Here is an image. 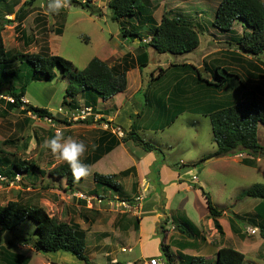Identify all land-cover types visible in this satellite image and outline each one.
<instances>
[{"label":"rangeland","instance_id":"1","mask_svg":"<svg viewBox=\"0 0 264 264\" xmlns=\"http://www.w3.org/2000/svg\"><path fill=\"white\" fill-rule=\"evenodd\" d=\"M26 1L28 0H0V17L7 15V19H15L17 10ZM98 2L102 4L100 9L103 11L106 0H98ZM151 2L152 6H154L153 8L147 6L144 0H141L140 9L143 13L144 10H146L145 13L147 14L152 12V15L160 19L166 9H173L181 17L199 23L201 32L200 45L197 49L190 53L182 55L171 54V56L174 59L177 58L176 61L180 63L187 61L197 64L199 68L201 67L200 72L203 78L224 84L218 92L212 91L215 88L213 86H207L208 89L206 91L198 89L195 93L197 101L195 104L192 102L190 105L192 108L197 107L198 112L183 114L180 118H176L177 120L175 119L176 122H173V124L171 122L174 118L173 112L168 108L166 100L155 101L153 96L154 88H149L147 92L144 91L143 95L139 97L142 104L140 105L144 109L149 122L150 119L153 121V107L157 106L162 112V118L158 123L162 126L168 125L165 131L154 134V136H151L149 131L141 132L142 137L145 138L144 140H149L150 137H153L161 143H169V140L175 141L178 139V144L169 143L172 146L171 148L166 146L162 148L168 161L172 166L176 167L181 159L189 163L197 162L201 157L216 150L217 146L213 140L211 119L205 113L207 112L205 110L213 106L228 104L229 102H238L253 95L258 96L264 103V53L259 56H253L243 53L240 49L237 39L241 37L244 31L242 23L247 26L248 30H251V27H248L243 20L237 21L231 32L224 33L214 27L212 21L220 0H151ZM47 3L48 0H34L26 8V14L21 18V24L18 29L14 28L16 26L15 20L4 27L3 36L5 43L13 53L24 54L27 53L24 51L29 50L32 54H58L71 60L75 67L82 69V67L86 66L88 57L99 51L105 37H110L108 31H111V33L120 32V22L111 18L110 9L104 15L99 16L90 14V12L80 6L66 3L67 6L61 9L58 15L53 14L50 17L45 15ZM186 7L188 8L186 9ZM1 18L0 24H3L4 19ZM144 18L145 16L141 14L138 17H127L123 23L128 27L137 28L142 33H146L144 28H138L140 20L143 22ZM61 28L63 29V34H55ZM22 29L25 30L24 33L27 34L30 40L29 48L24 45ZM144 43L147 44L145 41ZM167 54L170 55V53ZM12 67L16 68V70L20 69L19 71L21 72H26L30 68L26 56L17 58ZM216 67H219V73H217L219 77H216L217 74L214 73ZM223 68H226L230 73H234V75H230ZM194 71L197 74L196 70ZM15 78L14 86L17 91H20L24 80L20 79L17 81ZM61 80H65L67 86H63ZM166 81L165 79L164 82ZM52 83L53 86L51 85ZM68 84V79L62 77H60V81L56 79L53 81L35 79L27 84L25 97L30 100L31 104L41 107L45 105L46 101L51 99V107L58 112V108L63 106ZM53 93L54 95L52 96ZM8 98L9 96H2L0 99V142H3L0 147L7 153V158L11 164L12 162L24 164L32 162L38 166L39 170L45 173L42 174L38 170L34 171L31 169L21 172L14 179L8 178L2 172L8 166L1 163L0 205H7L12 200H18L23 204L40 205L45 207L51 215L62 219L65 218L77 225L78 222H83L86 219V221H89L90 218L105 221L110 217H114L118 207L127 208L125 207L126 205L119 201L122 199L120 197L114 198L115 205H108L109 208L105 207L103 211L96 209V204L92 199V204L90 203L89 207H87V196L92 193H87V196L84 197L86 199H84L77 194L79 192L77 191L78 189L74 188L75 186L68 187L64 180H57V178L49 174L53 167L63 163L64 160L58 154L53 155L49 149L42 148V141L52 138L57 130H60L65 138L78 139L84 126L79 125L80 123L76 121L79 120V113L83 114L82 111L85 106L78 107L75 112L78 118L71 115L73 111L70 112V115H58L61 119H66L68 123H72L71 129H66L65 126L69 125L65 123H54L48 118L37 116H33L30 119L29 115H25L21 109H11L8 106V102H11ZM66 107L68 108L67 105L64 108ZM64 112L66 111L63 110ZM258 137L259 142L264 146V125L262 124L258 128ZM247 157L254 160L256 166L245 165L242 161ZM197 167L199 166H195V168ZM91 178L90 176L84 178L83 182L78 186L81 189L80 191H86L90 188L93 181ZM199 182L202 183L201 185L204 186L205 191L210 194L214 206L221 212V215L217 217L219 223L221 225L224 224L227 229V225H229L234 234L227 236L223 225V233L217 229L210 211L202 201L200 193H194L197 207L199 208L197 220L201 224L194 226L183 219L175 218L174 224L167 228L168 220L165 221L163 219L161 225L165 227H163L164 232L160 234L163 244L167 247L170 254L172 248L167 245H172V247L175 246L179 249L174 254L172 253L171 259L166 258L162 250H160L161 253L158 257L169 264H182L183 259L180 254L182 251L193 250L194 246H203L207 252L211 249L213 250L212 257H207L209 264H214L217 248L225 245L239 246L236 243L239 239L245 242L240 243V248L246 253L244 264H264V238L254 223L260 222L256 218L257 215L254 209L259 198L244 195V192L254 183H264V156L238 152L219 159L212 158L206 162L205 169L199 176ZM103 198L104 200L100 204L102 208L107 203V197L103 196ZM83 200L85 203L82 202ZM124 200L123 202L128 203L127 198ZM134 200L137 202V199ZM117 202L120 203L117 204ZM128 204L127 206L129 207ZM84 226L87 228L89 222H86ZM167 231H170V233H167ZM229 232H231V229ZM38 236L36 223L31 218L25 219L13 230L0 231V264H9L7 259L11 254L29 257L28 264H47L46 256L51 257V255L56 253L36 251L28 240L35 241ZM112 237L116 240L115 234H112ZM109 240L108 245L110 243ZM113 243L109 250L114 249L115 254L108 259L105 255L92 258L96 264H114L112 260L115 257L118 261L116 264H125L128 260L135 259L139 254L137 247L123 252V247L129 248L127 242L114 241ZM210 243H212V246L206 247ZM93 248V246H90L91 250ZM156 249V243H150L147 247L149 252H155ZM94 250L96 249L92 251ZM172 250L174 251V248ZM194 251L197 252L199 250ZM64 254L69 253L64 252Z\"/></svg>","mask_w":264,"mask_h":264},{"label":"trees","instance_id":"2","mask_svg":"<svg viewBox=\"0 0 264 264\" xmlns=\"http://www.w3.org/2000/svg\"><path fill=\"white\" fill-rule=\"evenodd\" d=\"M34 0H28L16 12L15 19H6L3 24H0V95L9 96L14 99L13 102H8L11 109H22L24 113H32L40 118H48L54 123H68L66 119L58 118L51 110L46 107L30 104L23 100L27 84L32 80L53 81L59 76L66 78L69 81L66 89V95L63 100V106L73 105V100L78 95L82 94L86 97V105H96L98 97L107 100L114 97L119 92L125 91L128 85L127 72L132 64L128 58L122 63L110 66L106 61H103L97 56H94L89 63L82 69L74 66L73 62L61 55L50 54L43 55L40 53H13L8 50L3 36V29L6 24L12 21H18L15 28L20 27V20L26 14V8L32 4ZM147 6H151V0H144ZM69 5L80 6L90 12L92 15L103 14L100 7L93 4L92 0H65ZM141 0H109L108 9L111 10V18L120 22L121 36L127 39H137L141 41V46L144 49L152 47L158 53H170L174 55H182L190 53L197 49L200 45L201 27L199 23L185 19L180 15L172 12L164 11L161 21L158 25L152 26L148 34L150 41L145 44L144 37L140 30L124 25L127 17H138L140 14L146 18V10L144 13L140 9ZM28 13V12H27ZM148 20V19H147ZM149 20L155 23L152 15H149ZM148 20V21H149ZM243 20L251 30L244 27V31L237 43L243 53L259 56L264 53V1L263 0H220V3L215 11V17L212 21L214 27L221 32H231L237 21ZM142 20H140L141 23ZM149 21V22H150ZM63 29L58 30L61 34ZM24 45L28 47L30 40L26 33L22 31ZM29 62V69L26 72H21L12 67L15 60L19 57H25ZM142 60V61H141ZM141 60L138 61L140 67H146L149 61V54L145 52L141 55ZM186 64H184L185 66ZM192 68H195L189 65ZM196 69V68H195ZM207 69V68H206ZM224 71L228 72L226 68ZM199 75L198 80L205 83L207 86L215 87L212 91H220L223 83L212 82L202 77L200 69H196ZM214 73H219V67H216ZM230 75L234 73L228 72ZM18 81L24 80L20 91H17L14 86V77ZM214 76V74H213ZM243 81V79L237 74ZM216 77H219L218 74ZM225 80V78H224ZM244 82V81H243ZM245 85V83H243ZM242 84V85H243ZM210 89V88H209ZM71 97V101L67 100ZM76 107V106H75ZM92 107V106H91ZM207 114L210 116L213 140L216 143V150L201 157L193 166H199L203 162L211 158L224 157L226 155L245 152L254 156H264V146L259 142L258 128L259 125H264V103L256 95L240 100L238 102H229L221 106L211 107ZM104 121V118L97 120L98 123ZM77 123H92L94 120H77ZM122 129V128H120ZM123 130V129H122ZM124 131V130H123ZM124 140L132 139L142 146L145 152L161 150L152 142L144 140L133 127L130 132L124 131ZM3 142H0L2 144ZM110 149V148H109ZM97 155L94 159L82 160L85 164L90 165L99 159ZM6 164V169L2 170L8 178H15L21 172L33 169L40 173L45 172L39 170L34 163L26 162H10L7 158V153L0 147V164ZM30 163V164H28ZM243 163L249 166H255L254 160L249 157L243 159ZM128 172H124L126 174ZM49 174L57 179H65L68 187H74L80 184L84 177L76 180L68 163L64 161L53 167ZM159 179V178H157ZM97 184L110 187L111 189L119 190L120 184L116 180V175L95 174ZM158 189L161 195V203L159 211L165 215L164 206L166 203L163 185L157 181ZM206 197L208 209L214 219L217 229L223 233V228L218 221V216L221 212L214 206L211 196L203 190ZM244 195H249L259 198L261 201L256 206L255 212L260 223L256 225L261 231L264 238V183H254L248 188ZM128 202H134L133 199H127ZM31 218L36 223V229L39 233L35 243L28 242L39 252H53L64 250L71 252L77 258L83 260L86 264H94L87 254V239L84 230L80 229L77 224L60 219L55 215H51L43 206L23 204L18 200L9 201L7 205H0V231L13 230L17 228L25 219ZM185 231V230H182ZM159 234L164 232L163 226L158 228ZM189 233V231H188ZM161 242V250L164 255L170 259V253L167 247ZM168 246V245H167ZM6 255V251H5ZM182 264H209L208 257L203 255H187L181 254ZM9 264H28L29 257L11 254L7 259ZM245 254L233 247L224 246L218 250L217 258L214 264H244Z\"/></svg>","mask_w":264,"mask_h":264},{"label":"crops","instance_id":"3","mask_svg":"<svg viewBox=\"0 0 264 264\" xmlns=\"http://www.w3.org/2000/svg\"><path fill=\"white\" fill-rule=\"evenodd\" d=\"M92 2L98 7H102V4L99 3L98 0H93ZM108 3L109 0H106V4L103 6L104 10L102 11V15H104L108 10ZM150 7H154L152 6V2ZM187 8L188 7H186V9ZM165 11L177 14L173 9H166ZM152 14V12L146 14V18L149 20V15ZM152 16L155 19V23H152L150 20L149 22L147 19H145V21L139 23L138 26V28H144L146 30V33L140 32L142 35L144 34V41L147 43L151 39L150 34H148V30L150 31L152 26L158 25L162 17L161 16L160 19H157L155 15ZM2 18L4 19L3 21H5V19H7V15L3 16ZM15 22L17 25L18 22ZM5 26H8V24ZM21 31L24 32L25 30L22 29ZM108 33L110 34V37H105L99 51L93 56L88 57L86 65L94 56L106 61L110 66L118 65L122 63L123 60L128 58V61L130 64H132V66L127 72L128 85L126 90L119 92L114 97L107 100L100 99L98 97L96 105L87 106L85 95L80 94L74 98L73 105H67L68 108H64L65 106L59 107L58 112L54 110L53 107H51V99L46 101L45 105L42 106L51 110L58 118L60 117L58 116L59 114L70 115L71 111H73L71 115L76 118L77 115L75 112L77 111L78 107L85 106L86 108L92 106V112L90 114L81 115L79 113L78 117L80 120H85L88 118L89 120H94V122H81L79 124L83 125L84 128L81 130L77 140H82L87 145V150L81 157L82 160L85 161L94 159V157L97 155L101 157L90 165L89 174L86 175L92 177L91 179L93 180L91 182L92 185L90 188L86 191H80L81 189L78 187L80 186L79 184L74 187L75 189H78V195L83 194L84 197H86L87 193L93 194H88L87 196V207H89L91 199L94 200L96 209L101 211H103L105 207L109 208L108 205H115L116 202L113 201L114 198H122L119 200L120 202L125 201L124 199L126 198L133 200L137 199V202H135V200L132 203L128 202L129 204L126 202L129 205V207L126 209L118 207L113 218L110 217L105 221L97 218H90L89 221H86L87 219L85 218L86 220L83 222H78L77 226L85 232L87 239V254L89 258L91 261H93L92 258H96L99 255H105V257L108 259L115 254L114 249L109 250L114 244L113 242L120 241L124 243L127 242L129 246V248L123 247V252L126 250L130 251L134 247L139 249V254L137 257L133 260H128L125 262V264H145L149 258L158 257V255L161 253V242L163 239L158 232V228L161 226L163 219L165 221L168 220V224L166 225L167 228L174 224L175 218L183 219L187 223L189 222V224L194 226L198 225L199 223L201 224V222L197 220L199 208L197 207L196 196L194 193H200L202 201L204 202L205 207L208 209L207 200L203 194V190L205 191V188L203 185H201L202 183L199 182V176L205 169L206 162H208L210 159L203 162L202 165H199L197 168L193 166L196 161L189 163L181 159L177 164L178 166L175 167L172 166V164L168 161L162 148L163 146L171 148L172 146H170L169 143L178 144V139L175 141L169 140V143H161L153 137H150L149 140H146L152 142L161 150V152H145L142 146L134 140H124V135L122 136L119 134L117 129L122 128L125 132H130L134 127L136 132H138L141 137V132L149 131L150 135L154 136V134H159V132H163L167 129L168 125L162 126L158 123L162 118V112L159 107H153V121L150 119L149 122L148 117L145 115V111L141 106V99L139 97L143 95L144 91L147 92L149 88H154L153 91L155 92H153V96L155 97V101L161 102L166 100L168 108L173 112L174 115V118L171 121L172 124L173 122H176V118H180L183 114L193 112L197 113V107L192 108L190 106L192 102L195 104L197 101L195 93L198 91V89L206 91L208 88H205L204 84L198 80L199 75L195 74L194 70L201 68H199L197 64L187 61L180 63L176 61L177 58L174 59L171 54L158 53L152 47L144 49L141 46V41L139 38L134 40L123 38L121 36V30L120 32L118 31L116 33H111V31H108ZM55 34L59 35L58 33ZM27 48H29V46ZM24 52L30 53L29 50ZM145 52H148L149 54L148 65L146 67H140L138 61L141 60V55H143ZM184 64L186 65L184 66ZM189 65L195 67L196 69L190 67ZM165 79L167 80L166 82H164ZM56 80L60 81V76ZM61 82L63 86H67L65 80H61ZM51 85L53 86V83ZM63 92L65 91L63 90ZM53 95L54 93L52 96ZM23 100L31 104L30 100L27 99L25 95ZM67 100L71 101L72 99L69 98ZM63 110L66 112L63 113ZM28 113H25V115H29L30 119L33 116H36L30 112ZM205 113L207 114V112ZM102 118H104V121L98 123L97 120ZM65 128L71 129V125L65 126ZM219 158L222 157H218L217 159ZM124 172L128 173L124 174ZM96 173L116 175V180L120 184L119 190H112L110 187L97 184L95 180ZM86 176H84V178ZM57 180H64L66 182L65 179ZM157 181L163 185V192L165 193L166 197V203L164 206L165 215L161 214L159 211L161 195L158 189ZM103 193L105 194L103 195ZM103 196L107 197V203L102 208L100 204L104 200ZM260 201L261 200L258 199L255 208L260 203ZM82 202L85 203L84 200ZM120 202H117V204ZM103 213L106 214L105 212ZM63 220L70 222L65 218ZM86 222H89V226L87 228L84 226ZM259 223L260 222L257 221V224ZM222 225L227 236L234 234L232 228L229 227V225H227V227L229 230L231 229V232H229L224 224ZM162 226L165 227L164 225ZM255 227L259 228L257 227L256 223ZM168 232L170 233V231H167V233ZM111 233L115 234L116 240L113 239L114 235L111 238ZM108 240L110 241L109 245ZM150 243H156L157 249L155 252H149L147 250V247L150 245ZM236 243H238L239 246L229 245L228 247H233L239 251H242L245 254L246 259L245 251L240 248V243L245 242L238 239ZM90 246H93V249L96 250L92 251L93 249L91 250ZM168 246H170L172 249L174 248V251L172 249L170 251V256L172 257L174 252L179 248L175 246L172 247V245ZM185 246L190 247L187 245ZM208 246H212V243L207 244L206 247ZM221 247L224 246L217 248L215 259L217 258L218 250ZM202 248L203 246H194L193 250L199 251H182L180 254L192 256L203 255L206 257L209 256L211 258L213 250H209V253L205 251L206 249ZM64 252L69 254H64ZM51 253L56 254L51 255V257L46 256L48 261L47 264H86L83 260L77 258L68 251L58 250ZM158 258L161 259L160 257ZM112 263H118L116 257L112 260ZM94 264L96 263L94 262Z\"/></svg>","mask_w":264,"mask_h":264},{"label":"clouds","instance_id":"4","mask_svg":"<svg viewBox=\"0 0 264 264\" xmlns=\"http://www.w3.org/2000/svg\"><path fill=\"white\" fill-rule=\"evenodd\" d=\"M67 5L65 0H48L45 15L59 14L60 10ZM42 148L49 149L53 155H57L66 161L71 168L72 175L76 180L89 174V165L85 164L81 157L87 150V145L82 140L72 137L65 138L60 130L50 139L42 141Z\"/></svg>","mask_w":264,"mask_h":264},{"label":"built area","instance_id":"5","mask_svg":"<svg viewBox=\"0 0 264 264\" xmlns=\"http://www.w3.org/2000/svg\"><path fill=\"white\" fill-rule=\"evenodd\" d=\"M146 41H147V40H146ZM1 97H2V96L0 95V99H1ZM8 99H9L11 102L14 101V99H13L12 97H9ZM82 112H83V114H90V113L92 112V107H86ZM117 131H118V133L121 134L122 136L124 135L123 130H121V129L118 128ZM17 175L19 176L20 174H17ZM17 175H16V176H17ZM80 196H81V197H84L83 194H81ZM122 204H123V205H126L125 207H128L127 204H126L125 202H122ZM145 264H168V263H165L163 260L159 259L158 257H151V258H149L148 261H146Z\"/></svg>","mask_w":264,"mask_h":264},{"label":"water","instance_id":"6","mask_svg":"<svg viewBox=\"0 0 264 264\" xmlns=\"http://www.w3.org/2000/svg\"><path fill=\"white\" fill-rule=\"evenodd\" d=\"M33 244L35 243L34 241H31Z\"/></svg>","mask_w":264,"mask_h":264}]
</instances>
